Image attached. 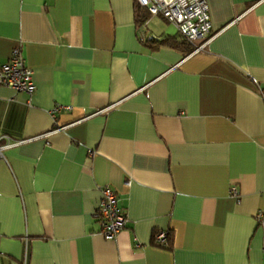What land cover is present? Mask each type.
Returning <instances> with one entry per match:
<instances>
[{
    "label": "crops",
    "instance_id": "obj_1",
    "mask_svg": "<svg viewBox=\"0 0 264 264\" xmlns=\"http://www.w3.org/2000/svg\"><path fill=\"white\" fill-rule=\"evenodd\" d=\"M206 2L186 53L135 0H0V63L35 84L0 85V264H264V0Z\"/></svg>",
    "mask_w": 264,
    "mask_h": 264
},
{
    "label": "built area",
    "instance_id": "obj_2",
    "mask_svg": "<svg viewBox=\"0 0 264 264\" xmlns=\"http://www.w3.org/2000/svg\"><path fill=\"white\" fill-rule=\"evenodd\" d=\"M135 2L147 10L150 15H160L169 23H172L177 31L193 44V51L202 48L195 42L198 39H209L211 20L206 0H135ZM0 85H6L16 91H24L31 94L35 89L32 80V70L23 60L19 47H14L6 62L0 63ZM60 107H54L57 112ZM6 145H0V156ZM236 195L235 189L231 190ZM95 219L100 228V234L105 239H113L116 233L125 225L126 214L117 205V195L109 186L101 188V199L95 211ZM263 211L256 213V220L262 222ZM168 236L167 231L154 233V242L164 245ZM27 249L23 253V264L27 263Z\"/></svg>",
    "mask_w": 264,
    "mask_h": 264
},
{
    "label": "trees",
    "instance_id": "obj_3",
    "mask_svg": "<svg viewBox=\"0 0 264 264\" xmlns=\"http://www.w3.org/2000/svg\"><path fill=\"white\" fill-rule=\"evenodd\" d=\"M147 10H144L142 7H140L136 2L134 3V19H135V24L136 26H140L143 21L146 18V13ZM180 34V33H179ZM141 41L147 42V40L145 41L142 38H139ZM154 40V39H151ZM155 42L156 46H169V47H173V48H179L182 45L188 44V41L186 40V38L184 36H182L181 34L179 35V38H177V36H166L163 39L160 40H156V41H152ZM189 45V44H188ZM191 46L189 45L186 49V53L189 52L191 50Z\"/></svg>",
    "mask_w": 264,
    "mask_h": 264
}]
</instances>
